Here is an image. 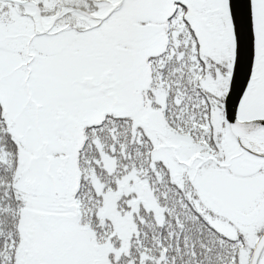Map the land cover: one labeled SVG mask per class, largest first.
<instances>
[{"label": "snow or ice", "instance_id": "6c2138e0", "mask_svg": "<svg viewBox=\"0 0 264 264\" xmlns=\"http://www.w3.org/2000/svg\"><path fill=\"white\" fill-rule=\"evenodd\" d=\"M0 264H264V0H0Z\"/></svg>", "mask_w": 264, "mask_h": 264}]
</instances>
